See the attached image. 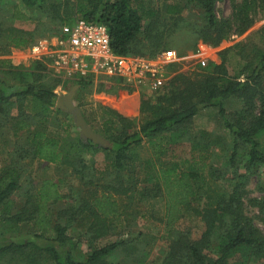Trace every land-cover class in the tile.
Masks as SVG:
<instances>
[{"label": "trees", "instance_id": "16d2710c", "mask_svg": "<svg viewBox=\"0 0 264 264\" xmlns=\"http://www.w3.org/2000/svg\"><path fill=\"white\" fill-rule=\"evenodd\" d=\"M19 1L26 10L46 11L63 24L79 19L103 24L114 53L148 59L165 50L170 24L184 20L192 6L201 10L204 20L199 39L214 48L231 35H242L254 24L257 10L264 11V0L233 2L231 17L223 19L215 12V4L222 0H162L156 7L151 6L153 0ZM154 1L159 4V0ZM5 16L8 26L4 28L0 21V54L10 48L25 49L32 35L15 23L31 19L18 4H10ZM241 75L242 79L230 78L224 63L198 75L179 74L154 103L140 99L137 120L103 107L98 122L91 124L82 112L94 133L110 143V148L103 149L83 143L74 123L66 121L68 115L51 111L58 98L54 90L62 80L44 63L34 61L29 68H22L0 59V120L9 122L14 139H0L2 145L12 147L6 155L9 162L0 168V259L9 257L12 264H36L44 257L54 264H111L108 259L121 248L130 247L129 241L94 248L83 260H77L75 244L68 235L76 217L87 213L91 218L85 237L93 244L107 236L109 223L130 205L161 197L168 240L164 264H228L237 253L245 254L249 261H264V234L244 216L240 195L247 175L255 169L264 172V155L255 139L264 131V50L248 62ZM91 80L78 78L73 84L83 90ZM113 81L121 85L120 80ZM231 99L242 103L234 121L227 118L225 109ZM207 108L218 110L231 139L230 150L225 137L192 131L194 118ZM145 142L150 143L149 157L143 158ZM184 145L190 157L181 160L173 152ZM215 151L229 152L226 164L231 169H238V157L243 162L245 175L236 177L239 182L225 193L215 187L220 178L219 170L211 164ZM98 154L103 157L101 169L94 160ZM163 156L169 161L160 162ZM24 161L55 165L60 172L57 183L44 179L23 186ZM67 178L79 184L75 192L71 190L74 207L54 215L52 207L65 199L59 184H66ZM21 190L25 200L18 205L13 196ZM119 197L127 203L119 205ZM251 203L264 211V198ZM190 214L204 224L198 240L178 232ZM24 229L29 233L22 232ZM15 236L22 239L15 240ZM212 245L216 252L209 255L206 250Z\"/></svg>", "mask_w": 264, "mask_h": 264}, {"label": "rangeland", "instance_id": "374dc122", "mask_svg": "<svg viewBox=\"0 0 264 264\" xmlns=\"http://www.w3.org/2000/svg\"><path fill=\"white\" fill-rule=\"evenodd\" d=\"M0 4V21H3V27H7L5 13L10 10V4H18L22 11L28 15L31 22H17L15 27L22 29L31 34L29 45L23 49L10 48L6 52L0 54V59H7L15 67L29 68L35 61L30 53V46L37 40L54 36H65L68 30L73 26L75 20L69 23H60L53 20L46 11H28L20 4L19 0H1ZM233 2L239 4L241 0H222L215 4V12L218 19L230 18L232 13ZM10 3V4H9ZM8 4V5H7ZM162 5V0L159 4L152 1L151 6ZM3 9V10H2ZM201 10L192 6L184 14V20L170 24L166 34L165 51L173 50L177 54V61L170 64L166 69V82L162 91L149 93L146 91L128 92L127 87L120 85L113 80H107L98 77L91 80V85L83 90H77L74 95V105L84 113L85 118L91 123L98 122L101 116V108H109L119 115L129 118L138 119L139 101L140 99L150 100L155 102V98L161 95L168 84L175 76L183 74L189 76L190 74H202L210 72L214 66H219L224 63L228 76L232 79H242L241 73L244 71L248 62L255 61L257 57L264 50V11L257 10V17L254 24L242 35H231L227 40L223 41L218 47L214 48L207 44H203L199 39L198 33L200 28L204 25ZM44 24V25H41ZM52 30V31H51ZM163 52L156 56L159 57ZM155 58V59H156ZM52 75V74H51ZM59 78V77H58ZM62 82L56 87L54 93L64 95L75 87L74 78L64 79L60 78ZM264 80V75H263ZM226 116L229 120L234 121L235 114L242 109V103L239 100L231 99L226 102ZM55 110V106L51 111ZM13 113H16L15 111ZM65 114V113H64ZM67 115V114H65ZM66 121L69 124L72 121L71 116H67ZM0 139L5 141H13V133L9 122L0 120ZM5 128H3V126ZM192 131H205L214 135H221L226 138L230 150L231 139L228 132L223 128L222 121L218 116V110L215 108H207L199 112L192 122ZM74 130V129H73ZM76 130V129H75ZM79 133V131H78ZM260 145V150L264 155V131L256 138ZM11 144L13 142H10ZM149 142H145L141 154L143 158L149 157ZM12 150L11 145L7 146L0 143V168L9 162L7 151ZM189 148L187 146L177 147L173 155L181 160L190 157ZM244 151L241 149V153ZM245 152V151H244ZM242 153V155L244 154ZM215 157L211 160L220 172V178L215 183L217 191L225 193L231 189L233 185L239 182L236 177L245 175L242 168V161L240 157L237 158L238 169L234 170L227 167L226 158L229 152L219 153L215 151ZM88 158V156H87ZM98 169L103 168V157L98 154L94 158ZM169 161L167 156L160 158V162ZM25 171L23 176V186L31 182L33 184L39 183L44 179H52L56 183L60 177V172L55 165L47 164L40 161H24ZM101 167V168H100ZM247 179L243 181L241 188V200L243 204L244 216L250 219L253 227L264 234V211L252 205V200H260L264 198V172L261 169L254 170ZM64 172V171H61ZM234 174V176H233ZM233 180H231L232 178ZM231 178V179H230ZM66 184H59V190L65 199L52 207L53 214L56 215L62 209L72 210L74 207V197H71L72 191L75 192L79 184L73 178H67ZM72 190V191H71ZM24 190L15 193L14 201L21 205L24 203L22 197ZM119 205L123 206L127 200L117 198ZM69 213V212H68ZM144 215V216H140ZM182 222L178 227V232L188 234L192 239L198 240L204 231L203 222L193 214ZM163 217V200L161 197L156 199H142L132 204L130 208H126L123 213L115 220L109 223L107 229V236L96 242L89 243L86 240V232L91 224V218L87 213L76 217L71 227L68 230V235L72 237L74 243V256L77 260H83L88 253L94 248H100L109 243L116 241H129L130 247H123L115 255L111 256L108 261L111 264H164L168 252V240L165 237L164 225L162 224ZM65 221V216L61 217ZM29 231V230H28ZM26 229L22 232L29 233ZM24 235L27 236L25 233ZM30 237V236H29ZM28 236L27 240H30ZM16 238L15 240H20ZM216 252L215 246L212 245L206 250V253L213 255ZM247 253V251H242ZM18 263V261H17ZM264 264V261H257L252 259L246 260L245 254L237 253L230 258L228 264ZM0 264H12L9 257L0 259ZM20 264V262L18 263ZM36 264H54L48 257L37 261Z\"/></svg>", "mask_w": 264, "mask_h": 264}, {"label": "built area", "instance_id": "2783aa9c", "mask_svg": "<svg viewBox=\"0 0 264 264\" xmlns=\"http://www.w3.org/2000/svg\"><path fill=\"white\" fill-rule=\"evenodd\" d=\"M35 61L64 79H118L134 91L155 93L166 82V69L177 61L173 50L156 59L122 56L113 52L105 25L77 20L65 36L45 37L30 46Z\"/></svg>", "mask_w": 264, "mask_h": 264}, {"label": "water", "instance_id": "95a60500", "mask_svg": "<svg viewBox=\"0 0 264 264\" xmlns=\"http://www.w3.org/2000/svg\"><path fill=\"white\" fill-rule=\"evenodd\" d=\"M77 90L78 86H75L68 93L59 95L55 102V109L71 116L75 127L79 131V138L83 143L91 142L98 148H110V143L101 135L94 133L83 119L81 110L74 105L73 99Z\"/></svg>", "mask_w": 264, "mask_h": 264}]
</instances>
